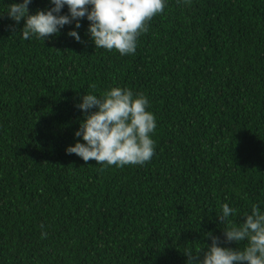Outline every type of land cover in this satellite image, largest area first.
I'll return each instance as SVG.
<instances>
[{"label": "trees", "instance_id": "obj_1", "mask_svg": "<svg viewBox=\"0 0 264 264\" xmlns=\"http://www.w3.org/2000/svg\"><path fill=\"white\" fill-rule=\"evenodd\" d=\"M22 2L0 0V264H187L209 233L242 249L217 216L264 212V0H166L125 56L95 48L86 17L24 40L6 14ZM115 87L156 118L143 165L66 153L81 98Z\"/></svg>", "mask_w": 264, "mask_h": 264}, {"label": "clouds", "instance_id": "obj_2", "mask_svg": "<svg viewBox=\"0 0 264 264\" xmlns=\"http://www.w3.org/2000/svg\"><path fill=\"white\" fill-rule=\"evenodd\" d=\"M30 3L31 0L14 3L6 13L17 24L24 21L21 30L24 40L35 36L44 41L73 21H77L78 29L79 20L86 17L95 48L115 50L121 56L136 52L138 37L148 31L149 22L166 7V0H50L54 7L30 15ZM65 5L69 14L61 15ZM68 35L80 42L76 31ZM81 99L77 107L85 117L74 135L82 137L83 143L68 147L67 154H75L86 163L95 161L98 165L118 168L143 165L151 160L155 145L150 134L156 129V118L147 110L149 102L143 94L134 96L130 89L115 87L101 97L85 94ZM104 170L100 168L101 172ZM235 213L225 203L217 216L222 224L227 222L222 230L224 242L236 245L246 242L245 246L221 247L219 238L209 233L211 245L206 250L186 249L187 264H264V212L253 204L251 214H246L239 224L229 219ZM46 235L41 233L42 238Z\"/></svg>", "mask_w": 264, "mask_h": 264}]
</instances>
